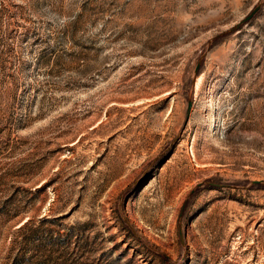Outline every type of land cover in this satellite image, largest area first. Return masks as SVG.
<instances>
[{
  "label": "rangeland",
  "instance_id": "374dc122",
  "mask_svg": "<svg viewBox=\"0 0 264 264\" xmlns=\"http://www.w3.org/2000/svg\"><path fill=\"white\" fill-rule=\"evenodd\" d=\"M0 264H264V0H0Z\"/></svg>",
  "mask_w": 264,
  "mask_h": 264
},
{
  "label": "water",
  "instance_id": "95a60500",
  "mask_svg": "<svg viewBox=\"0 0 264 264\" xmlns=\"http://www.w3.org/2000/svg\"><path fill=\"white\" fill-rule=\"evenodd\" d=\"M256 11L257 10H255V12H253V14H251V16H249L246 21L250 20L255 15ZM199 67H200V64H199ZM192 106H193V102L190 101L189 105H188V109H187V121L190 118V114H191V111H192ZM213 186L219 187V185H213ZM183 211H184V209H183ZM180 236H181L182 242H184V233H183L182 227H180Z\"/></svg>",
  "mask_w": 264,
  "mask_h": 264
}]
</instances>
